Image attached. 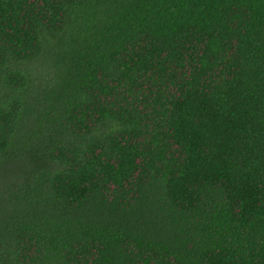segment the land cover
Segmentation results:
<instances>
[{
	"label": "trees",
	"instance_id": "trees-1",
	"mask_svg": "<svg viewBox=\"0 0 264 264\" xmlns=\"http://www.w3.org/2000/svg\"><path fill=\"white\" fill-rule=\"evenodd\" d=\"M0 264H264V0H0Z\"/></svg>",
	"mask_w": 264,
	"mask_h": 264
}]
</instances>
